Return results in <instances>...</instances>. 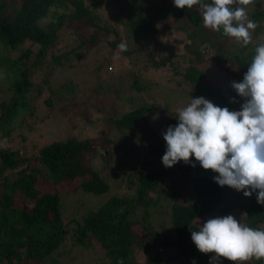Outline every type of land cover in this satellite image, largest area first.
Returning a JSON list of instances; mask_svg holds the SVG:
<instances>
[{
	"label": "trees",
	"instance_id": "1",
	"mask_svg": "<svg viewBox=\"0 0 264 264\" xmlns=\"http://www.w3.org/2000/svg\"><path fill=\"white\" fill-rule=\"evenodd\" d=\"M151 1L148 3L156 8L146 11L142 8V0H129L127 12H113L110 19L104 18L98 11L104 3L102 0H93L91 4L85 0L0 1V49L12 57L10 63L20 70L19 76L9 82L13 94L8 101H0V144L3 138L8 140L6 145L0 146V264H46L47 260L54 264L58 260L53 257V253L67 241L71 242L70 245L85 249H102L106 257L102 264H165L166 260H176L179 264H192L193 261L196 264H210L211 258L216 255L200 252L191 239V230L199 231L203 224L200 218L222 203L224 189L214 181L217 174L193 177L190 181L193 195L186 201L177 200L180 189L176 181L172 180L168 197L170 214L161 212L163 218L167 215L169 223L159 222L164 227L163 231L150 224L149 194L163 187L167 179H173L178 170L189 171L194 168L184 161L177 167L174 165L166 168L149 157L150 153L159 154V150L162 151L161 141L155 136L147 139L138 125L147 120L146 115L150 110L156 109L155 102L147 100L118 116L107 113L100 118L122 134L125 141L132 143L134 150L141 149L137 146L144 143L149 145V149L145 153L144 150L137 151L144 158L137 165L135 178L130 179L127 184L129 188L135 185L134 193L128 196L109 194L107 200L96 209L84 212L80 220L76 217L63 220L61 196L56 189L61 186V190L67 192L81 188L92 194L109 193L111 185L90 161L92 157L100 155L107 164L105 152L108 149L95 144L94 139L89 137L69 134L45 144L37 154L22 155L9 141L12 132L19 130L26 117L33 113V88L36 86L37 95L42 90L32 78L34 68L43 67L48 56L53 67H60L80 57V50L89 51L90 46L104 40L108 46V54L100 61L92 60L93 70L99 74L106 69L105 64L112 63L111 57L119 48V69L121 70L125 57L136 62L138 65L132 71L130 86L137 91H145V85L138 79L140 68L159 69L173 63L170 56L158 53V37L162 32L161 24L163 26L165 22H175L178 26L180 16L194 28L190 38L198 33L206 35L198 41L208 42L212 54L207 60L211 59L216 65H224L229 76L226 79L227 87L232 81L243 80L256 55V51H250V44L241 45L239 51L232 55L226 52L221 55L213 54L215 49H220L217 46L224 40L218 38L213 41L208 35L223 33V28L219 31L206 28L204 9L199 4L190 9H180L174 5V0ZM202 2L211 3L212 0ZM261 3L262 0L256 2L257 11L260 10ZM118 26L125 28L130 34L129 46L120 40ZM67 28L74 33L75 38L70 45L63 44L57 48L61 36L66 35ZM100 31L104 36L99 40ZM110 33L115 35L113 39H107ZM122 43L126 45V50L120 49L119 45ZM22 46L26 47L22 49ZM186 46L198 59L203 60L198 42L187 43ZM201 68L190 61L183 72H178L196 87L194 94L197 97L203 96L221 108L239 111L244 98L231 88L232 99H228L219 88L206 82V70ZM48 75L49 73H45L44 83H48ZM69 81L70 84H64L63 87L65 92L74 94L76 85L72 80ZM101 88L102 85L98 83L94 92L101 93ZM105 88H109V83ZM55 97L56 100L59 99V95ZM233 98L236 102H232ZM45 100L49 104L54 102L52 91ZM168 108V104H165L159 111H167ZM177 116L178 113H170L167 122L176 125ZM26 125L30 126L28 123ZM101 132L104 136L102 140L111 142V137L107 136L108 131L101 128ZM21 137L25 139L24 135ZM135 144L137 145L134 146ZM192 162L194 163L193 159ZM78 178L80 180L77 184L72 182ZM17 193L23 198L22 204L15 197ZM138 207H143L142 220L134 218ZM245 212L246 227L264 230V205L252 203L246 206ZM136 248H142L148 254L144 260L130 259ZM220 261L222 264H240L223 257Z\"/></svg>",
	"mask_w": 264,
	"mask_h": 264
},
{
	"label": "rangeland",
	"instance_id": "2",
	"mask_svg": "<svg viewBox=\"0 0 264 264\" xmlns=\"http://www.w3.org/2000/svg\"><path fill=\"white\" fill-rule=\"evenodd\" d=\"M2 1V0H0ZM104 3L100 6L98 11L104 18H111L113 12H122L125 14L130 4L129 0H102ZM152 0L151 2H153ZM172 0H170L171 2ZM258 0H251L248 5H242L236 0V3L230 5V8H244L247 14V21H255L257 27L250 29L251 33V50L255 52V49L264 44V0H262L260 10L256 9V2ZM86 3L91 4L93 0H85ZM150 0H142V8L146 11L151 8H156L155 5L148 3ZM152 5V6H151ZM135 6V4H133ZM257 11V12H256ZM258 15V16H257ZM257 17V18H256ZM109 21V20H107ZM112 21V19H111ZM178 26L175 22H165L162 27V32L159 35L157 51L159 54H167L171 58L172 64H168L159 69L145 70L140 68V74L138 79L145 85V91H137L136 88L130 86L132 82V71L138 65L134 61H129L128 58H124L123 65L120 68L118 62L119 48L114 51V55L111 57V64H105L106 69L101 70L98 74L93 70L92 60L100 61L108 53V46L105 42L100 41L97 45H92L86 50H80L81 55L76 57L72 62L61 65L60 67H53L50 62L49 56L45 65L41 68H34L32 78L42 90L40 95H37L36 86L33 88L32 98V110L33 113L26 117L24 124L20 125V129H16L12 132L9 141L11 145L18 148L22 155L37 154L39 149L48 144L49 142L64 138L69 134H75L78 136H85L94 139L95 144L105 147V158L107 164L104 163L100 155H96L91 158L92 166L98 170L102 176L105 177L107 182L111 185L109 193L104 194H92L84 192L81 188H75L74 190L67 192L61 190V186L57 187L62 202V218L64 221L70 217H76L79 220L81 216L87 210H94L100 204L107 200L109 194H119L128 196L135 191V185L127 187L130 179L135 178L138 166L144 157L137 153V151L144 150L143 153L148 152L149 145L146 143L139 144V148L135 149L131 147L130 142L125 141L122 134H119L114 128L107 125L106 122L101 121V117L110 113L111 115L118 116L122 112L130 109L131 107L140 105L147 100L156 103L155 108L147 113V120L139 123L138 127L145 133L147 139H152L154 136L161 141V150L159 154H149V157L157 164L162 163V157L166 152V141L163 138V133L167 128L172 125L167 122L170 113H179L180 110L186 108L191 104L193 98H197L194 94L196 87H193L181 73L185 67L189 65L190 61L197 64L201 69L206 70V82H209L213 87L219 88L228 99H232L230 89L232 82L227 87L226 79H228V73L224 70V65H216L211 62L210 55L212 54L210 47L207 43L199 42L205 34L198 33L194 37L190 38V34L194 31L191 28V23L184 17H179L177 20ZM111 27V25H110ZM197 30V28H195ZM206 29H204L205 31ZM211 30V29H210ZM208 30V31H210ZM120 40L124 43H129L130 34L125 28L118 26ZM66 35L61 36L58 47L63 44H71L74 33L68 28L65 29ZM98 39H102L103 32H98ZM115 35L110 33L107 35V39H113ZM211 40H218L222 38L224 41L219 44L220 49H215L213 54H223L224 52L230 53V55L239 51L242 42H238L234 37L225 35L224 33L208 35ZM98 40V41H99ZM199 40V41H198ZM199 44V50L202 51L203 60L197 58L196 54L190 52L186 46L187 43ZM129 46V44H128ZM26 46H22L24 49ZM1 48V46H0ZM37 49V46H34ZM206 49V50H205ZM0 101H8L13 94L12 87L9 86V82L19 76L20 70L10 63L11 56L5 50L0 49ZM56 51V50H55ZM249 51V52H250ZM140 56V54H139ZM138 56V57H139ZM206 59V60H205ZM177 67H175L176 65ZM175 68L177 70H175ZM137 70V69H136ZM177 71V72H175ZM45 73H49V85L43 82ZM230 79V78H229ZM72 80L76 85V93L71 94L65 92L63 85L68 86ZM100 83L102 85L101 93L94 92V88ZM109 83V88H105ZM54 94V102L49 104L46 102L51 95V91ZM118 89V90H117ZM55 95H59V99L56 100ZM169 106L167 111H159L161 106ZM1 111V110H0ZM1 113V112H0ZM31 126H27L26 124ZM101 128L105 129L107 136L111 137V142H105L102 140L104 137ZM147 129V131H146ZM24 135L25 139L21 136ZM124 140V141H123ZM1 145H6L8 140L2 139ZM137 143V142H135ZM138 144V143H137ZM135 144L134 146H136ZM117 145H120L117 147ZM157 155V156H156ZM91 156H89L90 158ZM195 167L189 171H177L173 179H167L165 185L159 190L150 193L148 200L150 205L148 206V215L151 220L150 224L154 225L159 231H163L164 227H161L159 222L169 223L167 215L170 214L168 197L172 185V180L176 181L180 192L177 198L178 201H186L193 195L191 186V179L193 177H202L211 174H217L213 170H205L201 167L200 163L192 157ZM137 162V164H135ZM182 162V161H180ZM179 162V163H180ZM177 163L175 166L179 165ZM137 166V167H136ZM129 175V177H127ZM132 176V178H131ZM80 178L73 180L72 182L77 184ZM71 182V181H70ZM135 184V183H133ZM63 185V184H62ZM56 188V186H55ZM62 189H65L62 186ZM224 197L220 206L203 218H200L201 223L206 222L209 218L217 216L232 215L242 225L245 226L246 219V206L256 203L257 196L254 192L251 197L244 196L242 191H237L229 186H223ZM16 199L19 204L23 203V198L20 194H16ZM29 202V201H26ZM30 203V202H29ZM165 212L166 218L162 217V213ZM143 207H138L134 218L142 220ZM162 217V219H161ZM159 219V220H158ZM168 227V225H166ZM68 241L57 252L53 253V257L58 261L54 264H102L106 261L102 249L96 247L81 248V246L70 245ZM164 251V249H163ZM165 255L166 253L163 252ZM148 254L142 248H136L134 253H131L130 259L132 261L144 260ZM134 256V257H133ZM136 260H135V259ZM252 261V262H251ZM240 264H264V257L257 259L252 256L248 260H237ZM46 264H52L50 261H46ZM165 264H179L176 260H166ZM222 264V263H221Z\"/></svg>",
	"mask_w": 264,
	"mask_h": 264
},
{
	"label": "clouds",
	"instance_id": "3",
	"mask_svg": "<svg viewBox=\"0 0 264 264\" xmlns=\"http://www.w3.org/2000/svg\"><path fill=\"white\" fill-rule=\"evenodd\" d=\"M238 2L248 5L251 0ZM234 3L236 0H174L180 9L199 4L204 9L206 28L219 31L222 27L225 35L248 45L249 30L257 25L253 21L245 24V9L230 8ZM119 47L126 50L123 43ZM255 51L243 80L232 82L233 89L244 98L241 109L221 108L203 96L193 98L179 111L178 123L163 133L167 148L162 163L171 168L184 161L195 167L194 156L203 169L219 174L214 177L218 185L242 191L246 197L255 192L257 202L264 205V44ZM191 239L200 252L216 254L210 264H221V257L229 261L264 257V230L242 226L232 215L209 218L199 231L191 230Z\"/></svg>",
	"mask_w": 264,
	"mask_h": 264
}]
</instances>
